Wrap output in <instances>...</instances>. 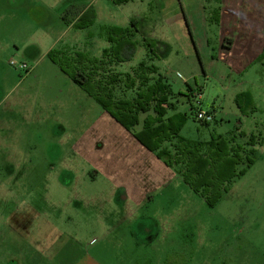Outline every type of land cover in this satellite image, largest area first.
Here are the masks:
<instances>
[{"label": "rangeland", "instance_id": "obj_1", "mask_svg": "<svg viewBox=\"0 0 264 264\" xmlns=\"http://www.w3.org/2000/svg\"><path fill=\"white\" fill-rule=\"evenodd\" d=\"M73 1L0 0V138L5 136L0 176L6 177L13 168L6 159L25 161L20 175L23 170L26 175H32L33 169L34 175L47 172L51 163V190L56 195L50 205L48 198H37L29 207L32 199L12 196L24 183L0 181V225L17 224L28 228L22 234L56 238L53 249L59 247L57 241L77 239L90 252L89 243H94L91 247L99 264H169L170 259L180 264H264V57L241 73L217 59L216 20L225 0H134L123 6L96 0L91 8L95 21L85 28L70 22L79 14L82 17L90 0L71 5ZM253 1L255 13L264 17V0ZM226 2L228 6L230 1ZM133 20L139 21L134 38L137 50L116 71L131 72L146 59L144 40L155 41L154 64L173 92L171 115H187L181 137L210 142L219 136L247 135L239 136L234 145L244 147L241 155L251 158L253 165L238 167L239 173L246 169L245 174L234 179L214 207L184 182L181 166L140 205L124 206L118 198L106 203L112 183L101 173L93 177L98 170L89 157L104 160L107 139L109 147L114 144L120 150L127 142H122L120 128L108 123L101 106L48 54L66 50L101 59L111 45L110 28H129ZM156 42L165 51H159ZM188 87L202 90L201 107L214 115L208 126L196 119L194 108L199 105L190 102ZM244 94L253 98V106L247 109ZM32 105L50 120L31 125L23 117ZM55 125L66 133H55ZM57 135H63L67 149L59 146L63 143ZM98 135L101 140L95 141ZM252 137L254 146L247 144ZM75 144L84 150L71 151ZM66 157L72 165L68 170L77 175L72 186L58 180L65 172L60 158ZM139 222L158 234L152 242L135 241L132 233L139 232Z\"/></svg>", "mask_w": 264, "mask_h": 264}, {"label": "trees", "instance_id": "obj_2", "mask_svg": "<svg viewBox=\"0 0 264 264\" xmlns=\"http://www.w3.org/2000/svg\"><path fill=\"white\" fill-rule=\"evenodd\" d=\"M109 1L123 6L134 0ZM74 20L70 24L75 28L88 27L95 21V11L89 8L78 21ZM138 24V20H133L129 28H110L111 45L104 50L101 59L66 50H51L48 57L141 146L167 167L181 166L184 182L210 207H214L234 179L245 174L246 169L239 173L238 167L245 165L250 168L253 165L251 158L242 157L244 147L234 145L239 136L246 138L247 135L236 133L229 139L219 136L210 142H195L181 137L187 115L180 112L171 115L175 110L173 92L168 79L154 64L157 55L154 41L144 40L146 59L131 72L116 71V66L130 61L132 54L136 53L134 38L139 32ZM226 42L231 43V40ZM188 89L192 99L194 91L191 87ZM247 141L250 146L256 143L255 137ZM172 261L180 264L176 259H170L169 264H173Z\"/></svg>", "mask_w": 264, "mask_h": 264}, {"label": "crops", "instance_id": "obj_3", "mask_svg": "<svg viewBox=\"0 0 264 264\" xmlns=\"http://www.w3.org/2000/svg\"><path fill=\"white\" fill-rule=\"evenodd\" d=\"M80 1L82 0H74L71 5L79 4ZM93 1L95 2L96 0H90L81 13L92 8ZM226 1H224L223 8H221L219 17L216 20V27L218 28V37L216 38L217 59L227 62L232 70L241 73L249 64L254 63V61H260L264 57V17H259L255 13L254 7L257 6V3L253 0H229L228 6ZM242 8H245L247 12L242 13L244 11ZM262 10H264V7ZM226 40H231V43H227ZM156 44L159 47V51H165V47L162 44L159 45L157 42ZM244 96L246 98L245 109L253 106V98L247 97L246 94ZM30 110H32L30 113L26 111V116L23 118H26L31 125L45 124L50 120V117L46 114H39L40 108L32 105L29 108ZM104 116L110 120L108 123L112 124L113 127L118 126L120 128L118 130L122 131V133H120L121 131L119 132L122 135V142L124 139L127 142V147H124L122 150L116 148L114 144L109 147V139H107L105 147L107 144L108 148L105 149L108 153L104 160L89 157L91 165L98 170L93 177H97L101 173L112 183L110 199L106 203H112L118 198L119 201L123 202L124 206L129 204L140 205L150 197V193L163 187L172 178L174 175L173 168L167 167L154 154L141 146L133 135L119 125L108 113L105 112ZM65 130L60 125H55V133L62 131L63 134L66 133ZM57 136L61 138L63 135ZM4 138L5 136L0 138V156L2 155L1 148L4 147ZM94 140L100 141V135L94 138ZM60 142L63 144H59V146L64 150L67 149L65 139L61 138ZM36 147L33 146L31 149H36ZM6 148L10 147L6 146ZM70 150L75 152L76 150L81 151L84 149L82 146L75 144L72 145ZM67 158H60L61 164L65 166V172L59 175L58 180L64 186H72L78 180L77 175L68 170L72 165L68 163L69 160ZM3 160H0V165L3 163ZM6 163L13 166V168L6 177L1 175L0 181L24 183L21 187L19 186L17 189H14L12 196L19 198L22 194L21 197L26 196L28 199H32L28 204L29 207L34 205L33 199L37 198H48L50 205V199L56 197L51 190L53 178L50 169L51 163L48 165L49 169L47 172H39L38 168L37 171L39 173L37 175H34L35 169H33L34 173L32 175H26L27 170H23L24 174L22 175L18 173L25 161H17V158H13L12 160L6 159ZM29 164L33 167L37 166L36 163ZM78 197L71 196V198L77 199ZM96 197L98 196H93V199ZM25 229L28 228L17 224L7 226V224L2 223L0 225V264H99L91 247V245H95L94 243H89L90 252H87L84 248V243L82 241L79 242L77 239L57 241V246L59 245V247L53 249V242H55L56 238L54 240L41 238L39 234L36 233V235L33 232L22 234L21 231ZM137 229L139 232L132 233V236H134L135 241L138 243L152 242L158 235L155 231L153 233L152 228L145 227L141 222L137 225ZM157 229L158 226L156 227Z\"/></svg>", "mask_w": 264, "mask_h": 264}, {"label": "built area", "instance_id": "obj_4", "mask_svg": "<svg viewBox=\"0 0 264 264\" xmlns=\"http://www.w3.org/2000/svg\"><path fill=\"white\" fill-rule=\"evenodd\" d=\"M181 77V75H179ZM192 102H196L199 107L194 108L196 119L200 122L211 123L214 120L213 113L206 112L202 107L200 100L202 98V90H193Z\"/></svg>", "mask_w": 264, "mask_h": 264}, {"label": "flooded vegetation", "instance_id": "obj_5", "mask_svg": "<svg viewBox=\"0 0 264 264\" xmlns=\"http://www.w3.org/2000/svg\"><path fill=\"white\" fill-rule=\"evenodd\" d=\"M174 264V263H173ZM176 264V263H175Z\"/></svg>", "mask_w": 264, "mask_h": 264}]
</instances>
